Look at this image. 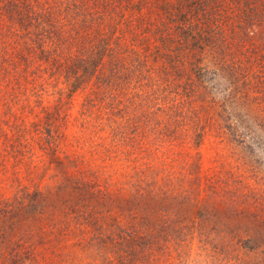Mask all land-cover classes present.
Instances as JSON below:
<instances>
[{
  "label": "rangeland",
  "instance_id": "1",
  "mask_svg": "<svg viewBox=\"0 0 264 264\" xmlns=\"http://www.w3.org/2000/svg\"><path fill=\"white\" fill-rule=\"evenodd\" d=\"M0 264H264V0H0Z\"/></svg>",
  "mask_w": 264,
  "mask_h": 264
}]
</instances>
